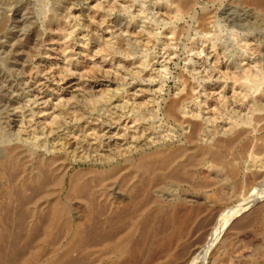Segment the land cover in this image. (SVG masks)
<instances>
[{
  "label": "bare ground",
  "instance_id": "bare-ground-1",
  "mask_svg": "<svg viewBox=\"0 0 264 264\" xmlns=\"http://www.w3.org/2000/svg\"><path fill=\"white\" fill-rule=\"evenodd\" d=\"M251 48L242 47L221 72L224 83L194 109L174 93L164 108L143 114L139 102L147 96L135 91L116 113L104 109L78 130L61 126L58 105L48 115L40 110L47 133L67 131L51 146L40 144L36 132L15 146L3 139L0 180L21 173L13 186L8 179L12 202L16 198V209L33 216L23 212L32 219L22 223L18 215L15 232L12 219L0 224V264H220L230 248L229 221L260 194L228 213L209 201L207 191L219 184L227 191L221 199L238 198L258 192L264 178V62ZM220 69L207 72L213 78ZM109 91L101 88L95 102L107 100ZM74 112L76 120L86 119ZM161 117L178 132L156 135L148 118L158 124ZM167 139L179 144L162 145ZM75 164L90 168L69 175ZM12 202L0 203V213H9ZM252 220L235 225L247 229Z\"/></svg>",
  "mask_w": 264,
  "mask_h": 264
},
{
  "label": "rangeland",
  "instance_id": "rangeland-1",
  "mask_svg": "<svg viewBox=\"0 0 264 264\" xmlns=\"http://www.w3.org/2000/svg\"><path fill=\"white\" fill-rule=\"evenodd\" d=\"M258 1L0 0V151L7 148L1 143L3 139L9 138L15 146L19 145L17 139L32 138L33 132L39 134L40 144L51 146L63 138L67 131L60 129L50 135L39 124L43 118L39 111L48 109L47 115L51 114L56 105L61 126L76 130L98 119L104 109L116 113L135 91L147 96L139 102L144 104L143 114L164 108L174 93H180L185 105L194 109L204 94L224 83L219 79L221 72L237 60L242 47L251 44V53L264 62V1ZM218 68L221 71L211 78L207 71ZM76 84L82 91L75 92ZM259 86L264 91V80ZM105 87L110 90L108 99L95 102ZM75 110L86 119L76 120ZM147 125L154 126L158 136L179 129L162 117L158 124L148 118ZM171 140L161 144H179L177 139ZM87 146L85 142L84 148ZM89 168L75 164L69 175ZM20 175L16 172L13 181ZM8 179L12 181V176L0 180V203L13 201L15 190L10 193L9 185L14 182L9 184ZM263 180L259 190L256 187L258 192L238 198L221 199L227 191L219 184L207 191L209 201L228 213L260 194L258 202L229 221L226 235L232 237L230 248L221 253L220 264H264ZM62 194L65 201L66 191ZM15 200L11 213L1 211L0 218L7 216L1 218L4 223L0 219L1 225L7 221L8 225L16 224L18 215L25 221L24 213L32 215L17 210ZM245 219H253L252 224L239 229L236 225L244 224ZM20 221L9 225L11 230L16 231L14 226Z\"/></svg>",
  "mask_w": 264,
  "mask_h": 264
}]
</instances>
